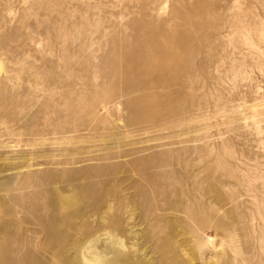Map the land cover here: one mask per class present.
<instances>
[{
  "label": "rangeland",
  "instance_id": "rangeland-1",
  "mask_svg": "<svg viewBox=\"0 0 264 264\" xmlns=\"http://www.w3.org/2000/svg\"><path fill=\"white\" fill-rule=\"evenodd\" d=\"M0 264H264V0H0Z\"/></svg>",
  "mask_w": 264,
  "mask_h": 264
}]
</instances>
